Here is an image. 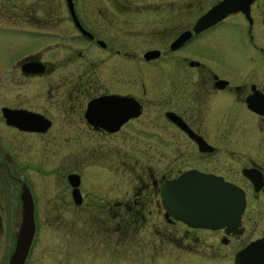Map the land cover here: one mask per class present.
<instances>
[{
  "label": "flooded vegetation",
  "instance_id": "af4514ba",
  "mask_svg": "<svg viewBox=\"0 0 264 264\" xmlns=\"http://www.w3.org/2000/svg\"><path fill=\"white\" fill-rule=\"evenodd\" d=\"M220 1L0 0V264L24 187L23 264H115L133 242L135 264H264V0L197 31ZM189 172L242 192L236 222L176 217L165 185Z\"/></svg>",
  "mask_w": 264,
  "mask_h": 264
},
{
  "label": "water",
  "instance_id": "95a60500",
  "mask_svg": "<svg viewBox=\"0 0 264 264\" xmlns=\"http://www.w3.org/2000/svg\"><path fill=\"white\" fill-rule=\"evenodd\" d=\"M251 1H220L197 20L196 30L235 13L241 7L247 9ZM163 199L177 218L191 226L208 228L236 222L244 201L242 192L235 185L218 177L190 172L166 183ZM20 201L21 221L8 264L24 263L35 232L34 204L27 187L21 190Z\"/></svg>",
  "mask_w": 264,
  "mask_h": 264
},
{
  "label": "rangeland",
  "instance_id": "374dc122",
  "mask_svg": "<svg viewBox=\"0 0 264 264\" xmlns=\"http://www.w3.org/2000/svg\"><path fill=\"white\" fill-rule=\"evenodd\" d=\"M0 142L2 143V141L0 140ZM20 150L22 153H26L28 151V146L27 145H20ZM65 152V149L62 147V145H60L59 147L56 148L55 150V154L52 155V157L50 158L49 162H52L54 161V159H57L59 155H61V153H64ZM28 155V154H27ZM29 156V155H28ZM22 158V156H21ZM41 159L43 161V158L41 156ZM97 167L94 166V165H91V164H88L86 166H84V173H85V177H87V180H88V183H91L92 181V175L93 173L96 172V174H104L106 175V172L102 171V170H96L94 172V170L96 169ZM18 170L20 171V173L22 174L23 177L27 176V172L28 171H32L34 172L35 176L37 179H44L47 175H45L46 173V169L43 167V165L38 162V161H35V163H32L30 162V160H25V161H22L19 163L18 165ZM50 170H53L52 168H49V170L47 171H50ZM55 171L53 170V173ZM48 177V176H47ZM32 190L34 192V194H37V189L32 187ZM45 196V202H46V197L49 196L48 194L44 193L43 194ZM59 242H60V238H59V235H54L52 237V243H53V249H57L59 248L58 245H59ZM132 250L134 251L135 249V242L132 243ZM60 246V245H59ZM117 248L119 250H123L125 247L123 246V244H120L119 246L117 245ZM60 249V248H59ZM59 249H57L59 251ZM42 250V249H41ZM39 252V254L41 255V257L43 256V251ZM133 251H132V254H131V261L133 264H135V262H133L134 260H137L138 257L137 256H133ZM53 253V256L55 257H60V256H56V250H53L52 251ZM121 254V255H120ZM119 255L117 254L116 255V258H115V264H128V261L130 262V260H127L128 258L126 256L123 255V253H120ZM76 257H73L72 255L69 254L68 256V260H69V264H81L80 262H77L76 263V260H75ZM83 260L86 261V258L83 257ZM131 263V262H130ZM86 264V263H85Z\"/></svg>",
  "mask_w": 264,
  "mask_h": 264
}]
</instances>
